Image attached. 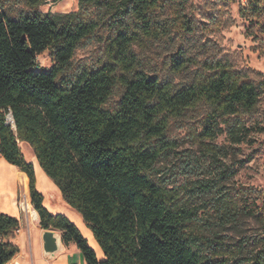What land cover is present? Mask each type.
<instances>
[{"label":"trees","instance_id":"trees-1","mask_svg":"<svg viewBox=\"0 0 264 264\" xmlns=\"http://www.w3.org/2000/svg\"><path fill=\"white\" fill-rule=\"evenodd\" d=\"M21 2L26 10L0 0V157L27 174L41 229L60 231L87 264H264V243L253 248L244 235L237 242L223 236L240 230L243 218L263 216L264 191L232 182L248 161L228 160L264 131L252 118L264 98L262 74L239 71L226 58L186 57L189 48L206 47L199 33L209 30L186 12L188 0H78V10L65 14L42 13L43 0ZM234 2L221 0L215 22L231 24L222 20ZM247 6L241 14L256 20L251 34L264 36V0ZM106 32L97 65L74 69L77 49ZM144 41L178 46L175 71L196 67L188 81L142 70L133 48ZM46 51L54 59L50 70L37 63ZM8 108L16 133L5 125ZM185 127L204 147L208 167L203 178L176 185L156 166L176 151L173 135ZM222 134L226 145L216 143ZM21 143L82 216L103 261L73 222L44 206ZM19 228L18 219L0 213V238ZM18 253L0 242V264Z\"/></svg>","mask_w":264,"mask_h":264},{"label":"rangeland","instance_id":"rangeland-1","mask_svg":"<svg viewBox=\"0 0 264 264\" xmlns=\"http://www.w3.org/2000/svg\"><path fill=\"white\" fill-rule=\"evenodd\" d=\"M188 1L190 7L186 12L194 16L199 24L206 23L209 30L199 33V44H205L206 47L203 49L189 48L186 57L195 56L199 61L226 58L239 71H253V76L262 74L264 77V36L252 35L250 30L255 26L256 20L241 14V10L248 7V0H235L229 8H226L222 21L231 23L229 26H222L220 22H215L218 11L222 8L221 0ZM12 3L19 10L25 9L21 0H12ZM77 10L78 0H43V5L40 8L44 14H65ZM106 36L107 32L98 34L95 38L82 44L75 53L73 68L77 69L83 65L96 66L103 57ZM177 48L178 46L175 47L169 42L144 41L135 45L133 49L140 59L142 70L158 75L163 80L181 84L188 81L190 73H193L196 67H192L188 73L176 72L172 66V57L176 54ZM37 63L42 70H50L54 66L52 54L46 51L39 55ZM263 77L257 76L259 79H263ZM121 93L120 89L115 91L111 99L112 104L120 99ZM252 118L254 122H259L260 126L264 128V98L259 105L258 113ZM190 120L193 122L195 119L191 118ZM173 136L178 143V148L157 164L159 177L165 178L168 182L177 181L176 185L183 184L189 179L203 178L208 167L204 147L193 140L188 127L178 130ZM253 141L254 144L238 146L240 150L238 154H235L236 148L232 150V156L228 159L230 162L242 159L248 161L232 182L235 185H247L264 191V131L254 134ZM216 143L218 145L228 144L226 135L222 134ZM20 147L25 159L32 162L31 160H34L33 149L27 143H21ZM36 165L39 167L37 160ZM39 185L45 186V181L42 178L39 179ZM260 204L264 205V192ZM262 210L263 216L261 217L243 218L240 230L224 232L223 236L226 241L237 242L241 239V235H244L251 242L253 248H260L264 243V206ZM21 227L23 234L19 235L17 240L20 245L18 247L20 255L17 258L22 264H29L27 225L22 224ZM95 242L100 249L96 240ZM71 244L74 250L82 254L76 244Z\"/></svg>","mask_w":264,"mask_h":264},{"label":"crops","instance_id":"crops-1","mask_svg":"<svg viewBox=\"0 0 264 264\" xmlns=\"http://www.w3.org/2000/svg\"><path fill=\"white\" fill-rule=\"evenodd\" d=\"M31 161L30 163H33L35 168L37 188L44 197V206L51 214L65 215L73 222L88 240L90 247L96 252L99 261H103L105 259L103 251L97 246L93 233L84 223L82 216L64 201L59 188L43 172L41 167L36 165L35 156L34 160ZM41 178L45 181L44 187L39 185V179ZM0 213L19 220L20 233L14 239V244L17 247L20 246L17 243L18 237L23 234L21 225H27L29 235V264H87L83 254L74 250L72 244L66 245L64 242L62 253L54 259L45 257L42 244V233L44 230L40 227L37 212L31 207L27 174L17 166L10 164L2 156L0 157ZM58 232L61 233L60 231ZM19 255L20 253L16 257ZM19 262L21 263L20 260Z\"/></svg>","mask_w":264,"mask_h":264},{"label":"water","instance_id":"water-1","mask_svg":"<svg viewBox=\"0 0 264 264\" xmlns=\"http://www.w3.org/2000/svg\"><path fill=\"white\" fill-rule=\"evenodd\" d=\"M42 244L44 255L49 259H54L64 250L62 234L55 230H44Z\"/></svg>","mask_w":264,"mask_h":264},{"label":"built area","instance_id":"built-area-1","mask_svg":"<svg viewBox=\"0 0 264 264\" xmlns=\"http://www.w3.org/2000/svg\"><path fill=\"white\" fill-rule=\"evenodd\" d=\"M5 125L10 127L11 130L16 133V122L13 112L10 108H8L7 111L5 112ZM19 233H20V228L14 232L13 237H11L10 239L0 238V242H10L11 244L15 245L14 239ZM16 256L6 264H21Z\"/></svg>","mask_w":264,"mask_h":264}]
</instances>
